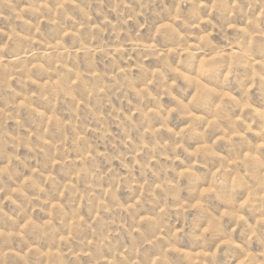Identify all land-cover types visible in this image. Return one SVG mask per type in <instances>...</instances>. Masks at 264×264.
<instances>
[{
    "label": "clouds",
    "instance_id": "obj_1",
    "mask_svg": "<svg viewBox=\"0 0 264 264\" xmlns=\"http://www.w3.org/2000/svg\"><path fill=\"white\" fill-rule=\"evenodd\" d=\"M0 21V264H191L185 241L264 264V0H0Z\"/></svg>",
    "mask_w": 264,
    "mask_h": 264
},
{
    "label": "rangeland",
    "instance_id": "obj_2",
    "mask_svg": "<svg viewBox=\"0 0 264 264\" xmlns=\"http://www.w3.org/2000/svg\"><path fill=\"white\" fill-rule=\"evenodd\" d=\"M16 3L23 4L24 0H16ZM186 14L191 15L192 10L186 9ZM206 10L201 9V13L203 14ZM25 19H32V16L29 13H24ZM5 22L0 21V27L4 26ZM7 30V29H6ZM47 29H45L46 31ZM231 31V30H229ZM145 63H148L146 61ZM186 67H191L190 63H186ZM219 78V72L212 75L211 80L213 83L217 82ZM197 86L201 84L199 80L196 81ZM183 87V86H182ZM178 94H180L178 92ZM8 99L7 95L4 93H0V106H3V104ZM253 103L258 107H264V93H258L255 96H253ZM30 118V115L28 113L24 114V119L27 122V120ZM174 123H178L174 120ZM257 127V125H254V128ZM9 130H13V122H9ZM221 149H223V145L221 146ZM187 195V193H185ZM125 200L127 199V196L123 197ZM213 205H215V201L211 202ZM9 208L11 205L8 206ZM170 223H175V218L170 217L169 218ZM185 246L180 249L179 252L173 251L170 255L174 259L178 256H182L185 253H188L193 259L191 260V264H201V260L205 261V264H207V261L209 259H214L215 264H232V256L233 252L230 250H226L229 246L228 245H220L219 248L216 247L215 244H212L210 242V246L208 249H200L195 246V244L192 241H185ZM255 246V245H254ZM212 252H215L216 255L213 257L211 255ZM203 253V256L201 255Z\"/></svg>",
    "mask_w": 264,
    "mask_h": 264
}]
</instances>
